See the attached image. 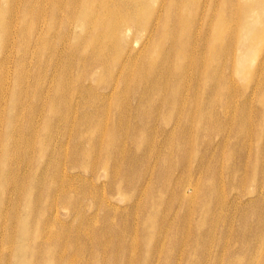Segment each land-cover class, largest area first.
<instances>
[{"label":"bare ground","instance_id":"obj_1","mask_svg":"<svg viewBox=\"0 0 264 264\" xmlns=\"http://www.w3.org/2000/svg\"><path fill=\"white\" fill-rule=\"evenodd\" d=\"M28 12L34 19L42 15L45 18L48 15L53 18L48 28L52 27L58 33L53 38H47L48 50L52 55H57L55 49L60 41L68 42L65 51L60 54L66 63L60 71L62 80L54 92L56 97L60 98L58 102L55 99L39 102L19 118V111L24 109L18 104L23 101V97H17L14 92L8 96L7 120L10 123L6 120L7 129L11 127V118H24L27 124L16 132L14 137L9 132L0 137V141L8 143H0V153L3 156L0 158V264L100 262L97 258L99 256L93 258L91 250L89 258L85 261L82 259L88 248L80 244L82 233L77 226H89L95 221L94 216L85 215L84 204L89 201L91 208L94 206L97 210L102 209L104 219L110 226L109 230L117 232L118 224L114 223L119 212L110 206L112 198L108 196L114 193L119 196L127 190L131 191L125 193L130 194L126 196L131 204V217H128L131 218L132 225H140L138 229H129L126 232L127 223L123 224L121 220L123 234L119 236L123 239L124 247L119 248L116 254H111L112 258L108 257L107 262L100 264H188V248L182 252L180 259L166 258L161 262L159 256L162 254L163 245L158 244L149 257H145L146 260L139 262L132 256L135 243H124L130 236L138 237L137 241L139 236L150 234L164 239L173 222L161 215H158V222H154L152 214L155 206L158 207V204L164 201L159 197L162 187L150 185L143 180L147 172H137L136 166L143 164L146 171V168L153 167L151 160H155V168H158L159 163L161 165L158 168L161 178L163 172H166L164 162L169 161L174 154L173 142L177 133L181 136L180 141H185L183 145L188 147L187 141L194 132L190 121L193 118L191 109L187 113L183 108L189 118L175 115L181 105V98H185L190 104L202 99L204 104L206 93L213 94V102L224 90H227V96L231 94L229 92L235 84L234 73L230 69V76L226 78L222 63L214 64L212 60L216 56L235 61L236 50L241 46L247 51V60L255 49L260 50L263 53L262 67L254 70V75H259L258 81L254 84L253 78L249 80V95L254 98L256 92L262 88L264 0H0V45L8 43L15 47L18 42L14 34L19 32L18 34L25 35L23 57L28 55L27 45L35 40L37 23L31 27L25 24L21 31L15 25L24 20ZM128 26L137 27L133 35H126ZM22 43L23 41L19 43V47ZM34 44L39 46L40 43L37 41ZM205 57L210 61H206ZM86 62H89L88 66H85ZM171 68L174 70L171 72L174 78H171L170 82L175 83V78L186 76L191 82V87L184 91L185 88L180 83L169 86L168 81L164 82L163 76L169 79L167 69ZM73 74H77L75 79ZM209 75L214 81L213 86L209 84ZM98 90L108 91L109 97H101L102 95L97 93ZM22 94H25L24 90ZM257 104L264 109V96L258 99ZM204 105L199 106L203 111L200 113L202 117L197 133H207L209 140L215 134V128L211 131V127L217 126L220 134L225 135V140L231 131L234 132L235 127L237 131L234 133L240 137V129L246 127L247 123H253L251 120L239 122L237 118L242 116L235 118V114L231 115L229 110L226 112L230 108L228 102L222 111L224 127L211 124L209 121H212V106H208V109L205 108L207 105ZM250 107L251 104H243L244 109ZM78 112L83 113L80 121L76 118ZM40 119L44 120L42 124L39 123ZM129 127L133 128L129 132L130 135L127 134ZM136 132H139L138 136L135 135ZM262 143L264 132L258 131L254 137L249 135L242 140L247 152L253 151L252 146L255 145L256 153L253 164H243L245 177L238 180V186L244 190L246 184H253L258 186L261 193L257 202L235 210L239 216V225L231 216L227 224L216 223L204 229L203 223L207 222L208 216L203 209L212 198L205 203L202 200L195 203L199 208H203L202 216L199 217L198 214L197 217L202 222L199 226L204 229H199L196 224L199 240L190 249L193 254L199 256V261L195 264H204L209 260L210 247L217 238V233L220 242H223L220 247L228 255L220 256L224 261L218 255L213 258V264H232L229 260L233 258V252L228 250L232 234L236 241L248 240L254 242L256 248L264 247V162L259 161L260 155L264 156ZM161 146H165L169 153L159 150L158 147ZM133 149L144 151L141 159L138 155L133 156ZM198 152L193 151L192 156H197ZM178 154L180 161L183 160L181 156H184L185 152L181 149ZM196 156L194 158L197 160ZM202 165L193 167L202 172L201 184L198 182L185 185L180 181L173 186L172 193L176 196L187 195L188 188L192 187V203L198 200L199 194L212 190L215 192L216 182H206ZM189 170L191 169L184 171ZM101 173L105 180L103 185L108 187L107 193L102 189L103 185V192L101 189L97 190L96 183L100 181ZM86 176L89 177L86 178L88 180L85 179ZM218 179V183L223 182L220 177ZM232 183L237 185L235 180ZM230 191L233 193V190ZM223 196L224 194L219 202ZM63 210L69 211L67 214L68 218L71 217V225H65V221L60 220ZM166 211H173V207L169 205ZM193 217L189 216L191 226ZM130 218L125 220L129 221ZM73 225H76L75 228ZM92 235L90 227L85 229L84 237L90 238ZM149 242L148 240L145 243ZM252 252L246 250L242 254L250 256ZM238 260L240 262L242 257Z\"/></svg>","mask_w":264,"mask_h":264},{"label":"rangeland","instance_id":"obj_2","mask_svg":"<svg viewBox=\"0 0 264 264\" xmlns=\"http://www.w3.org/2000/svg\"><path fill=\"white\" fill-rule=\"evenodd\" d=\"M37 19H39L38 22H37ZM37 19H34L32 14L28 12V16L24 20L18 21L17 24L15 25V27L19 31H21L23 25L27 24L31 27L37 23L36 32H35V40L30 42L27 45V50H28L27 56L23 57L26 36L22 35L21 33L18 34L19 32L17 33V35L14 34V38L18 42L17 46L11 47L8 43H6L4 45H0V83H1L0 102L3 101L2 105L0 106V137L3 136L6 132L11 133V135L14 137L15 133L18 132L24 125L27 124L26 119H24V118L19 119V118L21 117V115L24 112H27L29 110V108H34L33 105H35L39 102H45L46 100L52 101L53 99H55V101L58 102L60 99V98L56 97L54 92L62 80L60 71L66 63L65 58L60 57V54L63 51H65V46L68 42H66V41L61 42L60 41V43L57 45V47L55 49V51H57L58 54L52 55L53 53L49 52V50H48L49 49V47H48L49 41L46 42V40L50 36H52V38H53L58 33L56 30H53L52 27L48 28V25H50L53 18L50 15H48L46 18L42 15V16L38 17ZM135 30H137L136 26H134V27L128 26L126 29V35L127 36H129V34L133 35ZM13 31L15 32L14 28H13ZM11 33H12V30H11ZM21 41H23V43H22V46L19 47V43ZM37 41L40 43L39 46L34 44ZM246 53H247V51L245 52V48H242L241 46H239L236 50L237 57H236L235 61H233L231 59L225 60L224 58H218L217 56L214 59H212L214 61V64L217 62L222 63L223 67L225 68L224 76L226 78H228L230 76V69L233 71V73H234L233 77L235 80L234 81L235 88H234V86L231 88V91L229 92L231 94H229L228 96L226 94L227 90H224V92H222V94L219 95V97L216 99L215 102H213L214 100L212 101V98H213L212 93L210 95H208V93H206L205 94L206 96H204L206 98V100H205L206 102H204V104L207 105L205 108H208V106H210V107L212 106V110H213L212 114L210 112V114L212 116V119H211L212 121L211 122L209 121V123H211V124L214 123V125L217 124V125H221V126L223 124H225V120H224L222 111L224 110L223 109L224 105L227 104L228 102H230V108L227 109L226 112L229 110L230 111L229 113L231 115L235 114V116H234L235 118H237L238 115L242 116V117L237 118V120L239 122H241L242 120H246V121L251 120V122H253V123H251V125H249L247 123L246 127L244 126L240 129V131L242 132V135L239 137V136H237V134L234 133L237 131V129L235 127L234 132L232 133V131H231V134L228 135L226 137V139L224 140L223 138L225 137V135L223 136L222 134H220L217 126L216 127L210 126L212 128L211 131H213V129L215 128V134H213L210 137V140H209L207 133L205 135L198 134L197 133V127H198L199 120L202 117L200 113L203 111V109H201L199 106L204 105L202 103L203 100L199 99V102H196L194 104H190L187 102V100L185 98H181L180 99L181 105L178 106L179 109L177 110L175 115L176 116L182 115L186 118H189L186 115L183 108L186 110L187 113H188V110L191 109V115L193 118V119H190V121H191V126H194V132L187 141L188 147L183 145V143L185 141L184 140L180 141L181 136H178L179 134L177 133L176 138L174 139V142H173L174 143V149H173L174 154L172 155V158L169 161L164 162V166L166 165L165 166L166 172H163V174H162L163 177H161V178L158 175L159 174L158 168L161 165L159 163L158 168L157 167L155 168V160H151V164L153 165V167L146 168V171H145V167L143 166V164H138L136 166L137 172H140V173L147 172V173H145V177L143 180H145L147 183H150V185L152 184L156 187H162V193L160 194L159 197H160V199H164V201L162 200L163 202H160V204H158V207L156 205L154 213L152 212L153 213L152 214L153 220L155 219L154 222L157 221V219L160 215L162 217L166 216L167 220L168 219L173 220V222H171V226L168 229L169 231L167 232V235H165L166 238H164V239H162L159 236H155V235L150 234V235H146L145 237L139 236L138 241H137L138 237L130 236L129 240H127V242L126 241L124 242V243H128L129 245L131 243L132 244L135 243L134 244L135 252L132 254V256H135L139 262L146 260L149 257L148 255L151 254L152 250L158 244L163 245L162 254L159 256V259L161 262L166 260V258H168V259L169 258H177V259L179 258L180 259V257L182 256V252L184 250H186L187 248H188V251H189L188 253L190 256V258H189L190 260H189L188 264H195L196 261L197 262L199 261V256L197 254H193L192 250H190V249H192L193 244H197V242H198L197 240H199V237H198L199 235H197L198 230L196 227L199 225H202V222L200 221L201 219L199 217L202 216L201 211L203 208H199L200 206L196 205L197 203H199V200H202V202L205 203L209 198H212V199L208 200L210 203L206 204L207 208L205 205V207L203 209L206 216H208V217H206L207 222L203 223V225H205V227L203 226L204 229H207V228H209V226L211 227L213 224H216V223L222 224V222H225L227 224L230 221L231 216H232V218H234V221L236 223H238V225H239L240 223H239V216L237 214V211L242 209L243 207H246V205H248L249 203L253 204V203L257 202L258 200H260L258 197H259V193H261V192L258 191L259 190L258 186L253 185V184L250 186V185L246 184L244 190H241L240 187L238 186V183H237L238 180H240L242 177H245L244 176L245 174L243 172V164H245V165L246 164L250 165V163L253 164V162L255 160L254 154L256 153V152H254L255 145L252 146L253 151L252 150L248 151L249 153L246 151V149L243 147V144H242L243 138L245 136L248 137L249 135H250V137H252V136L254 137L255 134L257 133V131L258 132H264V121H262L263 116H264V109L257 104L258 99L261 96H264V85L262 86V88L258 92H256L255 97L252 98L251 95H249V92L251 91V89H250L249 84H248L249 80L252 78L254 80V84L258 81L259 75H254V70H255V68H258L259 66L262 67L261 64H262L263 53H261L260 50L255 49L251 58L247 57V60L245 59ZM159 59H161V58H159ZM205 60L210 61V59H208L206 57H205ZM88 63L89 62H86L85 66H88L89 65ZM173 71L174 70L172 68L167 69V72H169L168 75H170V76H169V79L167 78V76H163L164 82L168 81L169 86H173V85L180 83L185 88L184 91L186 90L187 87H189V88L191 87V82H190L189 78L186 76L181 77V78H175L176 79L175 83L170 82V79L174 78V76L171 74V72H173ZM76 75L77 74H73V79H75ZM91 84H93V82ZM209 84H210V86L214 85V81L211 79V75H209ZM222 86L225 87V85H222ZM22 90L25 91V94H22ZM11 92H14V94L19 98L23 97V101L18 105L22 106L24 111L23 110L19 111V115H18L19 118H11V127L9 129H7L6 120L8 118V112H9L7 100H8V96L11 94ZM97 93L102 95L101 97H109L108 91L98 90ZM228 99H230V101L227 102ZM224 100H225V102H224ZM245 103L251 104V107H250L251 109L250 108L244 109L243 104H245ZM252 104H253V106H252ZM238 107L240 108V110ZM252 109H254V110H252ZM238 111H240V112H238ZM214 113L218 114V115L214 116L213 115ZM82 115H83V113L78 112L76 118H78V120L80 121L81 118L83 117ZM207 117H209V116H207ZM229 117H230V115H229ZM222 120H224V121H222ZM43 121L44 120L40 119L39 123L42 124ZM7 122L10 123L9 120H7ZM208 126L209 125L207 124V127ZM221 126H219V127H221ZM223 127H224V125H223ZM254 129H256V130H254ZM132 130H133V128L129 127V129L127 130L128 133L127 132L126 133L130 135L129 132H131ZM244 131H245V133H244ZM138 133L139 132H136L135 135L138 136ZM219 135L220 136L222 135V136L220 137ZM208 141H209V143H208ZM178 142H179V144H178ZM0 143L1 144H8V143L2 142V141H0ZM253 144H255V143H253ZM238 147L240 148V150ZM261 147H263V148H261V150H263L264 149V143H262ZM158 149L162 150L163 152L169 153V150H167V148L165 146L158 147ZM181 149H182V152H185V155L181 156L183 158V160L180 161L181 158H180L178 153H179V151L181 152ZM195 149H197V151ZM198 149H199V152H198ZM193 151L198 152L197 156H196V154L194 155V157L195 156L197 157V160L192 156ZM143 153H144V151H141L140 149L139 150L133 149V156L134 157L139 156L138 158L141 159ZM140 154H141V156H140ZM244 154H245V156H244ZM1 156L2 155L0 153V158H1ZM241 156H243V157L241 158ZM260 157H259V159H260L259 161L261 163H263L264 162V156L260 155ZM226 158H228V159H226ZM239 160H240V162H239ZM235 161H236V163H235ZM0 162H1V160H0ZM202 164H204V165H202ZM195 165H196V167H195ZM201 165L204 168L203 171H205L204 172V179H206V182H209V181L212 182V180L216 182V188L217 189L215 190V192L212 190V191L206 192L204 194H199L198 200H195L192 203H191V199H190L193 197V196H190L191 191H192V187L188 188L189 192L187 193V195L186 194H182L183 196L182 195H179V196L174 195L172 193L173 186L177 185L180 181L184 182L185 185H187L189 183L196 184L198 182H200V184H201V182L203 180L202 172L200 170L193 169V167L198 168ZM230 165H231V168H230ZM225 166H226L227 170L225 169ZM188 168L191 169L192 171L189 170V171L185 172L184 170H186ZM223 171H225V172H223ZM214 173H216V174H214ZM237 173H238V176H237ZM235 175L237 176V178ZM224 176L225 177L227 176V177L225 178ZM218 177H220L223 180V182L218 183L217 181L220 180V179H218ZM86 178H89V177L86 176L85 179ZM227 178H228V181H227ZM99 179H100L99 182H97V183L95 182L97 184V190H100L102 188L101 185H103V183L105 181L102 173H101V177ZM86 180H88V179H86ZM233 180L236 181V184H237L236 186L232 183ZM225 181H227V182H225ZM104 185H105V187H104ZM104 185H103L102 189H104L106 191L105 193H107L108 187L106 186V184H104ZM255 187H256V189H255ZM102 189H101V191L103 192ZM168 190H169V193H168ZM230 190H233V193L235 191V193L233 194L232 191H230ZM164 191H166L167 193ZM247 191L249 192V194ZM250 191H251V193H250ZM125 193H131V191L127 190L119 196L118 195L116 196L115 193L111 196L110 195L108 196V198H112L110 206L112 208L118 210V212H119V213H117V217L115 218L117 220L115 221V223L113 222L114 224H116V223L118 224V225H116L117 232L109 230L110 226L107 225V221H106V219H104V211L102 209L97 210L96 208H94V206L91 208L90 207L91 204H89V201L88 202L86 201V203L84 204V209L86 211L85 215L89 214L88 216L91 215V216L95 217V221L92 222V224H90L89 226H87L86 224H81V225L77 226V227H79V229L82 233L81 238H80V244L82 246H85L86 248H88V251L82 255V259L84 261H85V259L89 258V255H90L89 250H91L94 259H95V256L96 257L99 256L97 258L99 259L100 262L97 261L96 264H100L104 261L107 262L109 260L108 257L112 258L111 254H116L119 251V248L124 247L122 244L123 239H121L119 236V234H123V232L121 231V228H122L121 227V220H123V224H124V222L127 223V224H125L126 232L129 229L130 230H133L134 228L138 229L140 224L137 223L135 225H132L131 218H130L131 215L129 213L130 212L129 210H130L131 204L129 202V199L126 198V196H130V194H125ZM217 194H220V195H217ZM223 194H224L223 199L221 202H219L218 200H220V198ZM249 195L251 198L249 197ZM262 195L264 196V191L262 192ZM243 197H244V199H243ZM246 197H248V198H246ZM229 199H231V200H229ZM165 200H166V202H165ZM236 201H237V203H236ZM212 202H213V204H212ZM219 203H220V206L218 207ZM221 203H224V205H222ZM169 205L173 207V211L167 212L166 209L169 207ZM163 206H164V208H162ZM221 207H223V208H221ZM3 208H5V207H3ZM161 208H162V210H161ZM208 208H210V210H208ZM236 209H237V211H235ZM209 211H210V213H209ZM68 212H69L68 210H63L60 217H59L62 222L65 221V225H67V224L71 225V217L68 218V214H67ZM159 212H160V214H158ZM66 214H67V216H66ZM198 214H199V217H197ZM109 216L111 217V215H109ZM128 216H130V217H128ZM189 216L190 217L194 216L193 218H191L192 226L189 224V220H190ZM126 218L127 219L130 218V220L129 221L125 220ZM30 219H31V217H30ZM68 221H70V222H68ZM235 222H234V229H236V227H237ZM196 224H197V226H196ZM76 225H73L72 227L75 228ZM89 227H90L91 231L93 232V235L90 238H87V237H84L85 229H87ZM199 229L204 230L200 226H199ZM149 230H151V229H149ZM194 232H196V234ZM226 232H227V230H226ZM200 233H202V232H200ZM217 235H218L217 238H215V241L212 242V246L210 247V250H211L210 256H209L210 261L209 260H207V262L204 261L205 262L204 264H213V262H214L213 258L217 257L218 255H219V257L222 254L224 256L228 255L227 253L225 254L222 247H220L221 244H223V242L222 243L220 242L221 240L219 238V233H217ZM109 236H110V238H109ZM151 238H153V239H151ZM148 240L150 242L145 243V242H148ZM176 240L178 241L177 244L175 243ZM161 241H163V242H161ZM253 243L254 242L248 241V240L240 241V242L236 241L233 237V234H232V237L229 238L228 250L230 249V251L233 252V255H232L233 258L231 257L232 259H230L229 261H231L232 264H239L242 261L243 262L240 264H247L249 261L251 262V264H264V249H263L264 247L256 248L253 245ZM147 248H148V250H147ZM246 250H252L253 252L250 256H247L246 254H242V252H244ZM254 252H256V253H254ZM228 253H229V251H228ZM179 254H180V256H179ZM186 254H187V251L184 253V256ZM214 254H215V256H214ZM254 255L256 257H254ZM195 256H197V257H195ZM207 256H208V254H207ZM145 257H146V259H145ZM241 257H242V260L239 262L238 259ZM220 259L223 260L222 257H220ZM236 260H238V261H236Z\"/></svg>","mask_w":264,"mask_h":264}]
</instances>
